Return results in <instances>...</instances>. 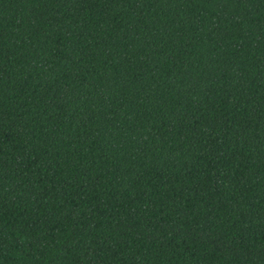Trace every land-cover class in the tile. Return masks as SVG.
I'll list each match as a JSON object with an SVG mask.
<instances>
[{
    "label": "trees",
    "instance_id": "obj_1",
    "mask_svg": "<svg viewBox=\"0 0 264 264\" xmlns=\"http://www.w3.org/2000/svg\"><path fill=\"white\" fill-rule=\"evenodd\" d=\"M0 264H264V0H0Z\"/></svg>",
    "mask_w": 264,
    "mask_h": 264
}]
</instances>
